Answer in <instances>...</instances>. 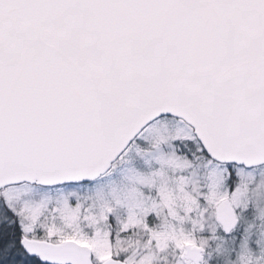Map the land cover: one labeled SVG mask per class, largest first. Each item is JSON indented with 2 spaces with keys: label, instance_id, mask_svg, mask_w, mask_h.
<instances>
[{
  "label": "snow or ice",
  "instance_id": "obj_1",
  "mask_svg": "<svg viewBox=\"0 0 264 264\" xmlns=\"http://www.w3.org/2000/svg\"><path fill=\"white\" fill-rule=\"evenodd\" d=\"M0 264H264V0H0Z\"/></svg>",
  "mask_w": 264,
  "mask_h": 264
}]
</instances>
